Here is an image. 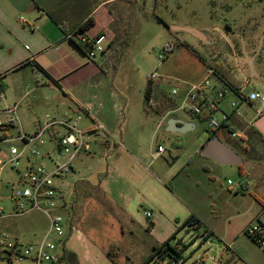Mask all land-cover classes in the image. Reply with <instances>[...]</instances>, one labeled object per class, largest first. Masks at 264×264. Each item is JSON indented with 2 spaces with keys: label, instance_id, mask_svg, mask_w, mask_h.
I'll use <instances>...</instances> for the list:
<instances>
[{
  "label": "crops",
  "instance_id": "0c3cea01",
  "mask_svg": "<svg viewBox=\"0 0 264 264\" xmlns=\"http://www.w3.org/2000/svg\"><path fill=\"white\" fill-rule=\"evenodd\" d=\"M137 1L0 0V77L3 88L6 86L4 80L8 74L18 72L15 75H20L14 78L13 88L5 94L3 105H16L20 122V119H27L23 104L30 99L33 131L41 125V115L46 116L45 110L53 111L60 117L80 115V120L84 117L86 123L83 128H80L82 130L91 129L93 123L103 127L102 131L90 132L84 136L85 146L75 157L81 155L80 158L84 160L85 156L97 152L104 160V168L93 176L74 182L70 205L64 200L66 195L63 186V180L69 173L58 181V186L63 193L65 205L63 209L64 211L70 209L65 217L70 219V224L77 229L76 234H78L68 236L64 242L63 257L58 264H150V262L147 263V259L154 252L143 256L140 260L136 256L143 244L152 250L155 245L166 241L171 245L172 240L174 242L181 231L190 234L192 228L202 226V221L211 219L214 215L224 218L229 225L234 219L247 216L246 224L236 232L237 236L233 240L234 244L238 240H246L245 243L244 241L240 243L242 248L227 246L226 250L231 252L230 262L224 263L223 252L216 264H255L261 258L259 252L263 253V251L245 236L243 231L248 224L256 220L264 226V113L253 119V108L256 105L246 109V116L242 119L229 108V101L233 99L232 94L228 93L221 104L220 110L226 112L229 119L225 126L217 130L215 136L243 158L244 165L237 166L235 172L244 176L243 185L246 189L242 190L240 186H237L231 191L228 186V192H234L233 197H227L220 202L221 209L208 215L198 210V199L194 194L191 195L192 206H190L180 197V194L174 192L172 187L168 188L167 184L174 181L180 171L187 167L197 170L201 165L202 169L209 170L207 164L194 161V157L197 154L202 157L201 150L210 139V132L200 133L189 147L176 149V152L170 155L171 162L162 157L170 153L163 144L164 152L162 153H158L157 149L150 152L148 149L143 151L142 146L138 144L140 136H132V142L127 148L122 138L118 140L111 135L108 110L104 108L99 89L100 74L95 76L96 72H93L99 66L95 63L96 67H92L90 62L86 61L82 55L85 53L78 44V38L105 35L108 45L100 59L111 55L119 44L123 45L127 41V32L131 27L134 5H137ZM86 23L88 25L83 32L77 33ZM173 28L175 31H184L176 28L194 29L202 35L203 39L189 34L201 42H207L205 31L209 29H195L188 24H176ZM249 41L251 42L249 47L254 49L257 43ZM247 44L244 43V49L248 46ZM229 46L236 60L241 59L242 56L246 58L249 53L238 49L237 45ZM258 48L262 52L264 43H259ZM247 59L251 66L249 72L238 70L237 74L227 73L215 62L212 69L216 73L217 87L235 89L248 83L244 90L250 91L264 85V62L260 59L256 66L255 59L249 57ZM85 68L88 71L86 77L79 75V72ZM22 69L29 71L21 75ZM205 70L206 68L202 69L200 76L188 82L190 83L188 85L200 82ZM90 76L93 77L91 78L93 82L92 85L88 83V86L92 89L79 88L83 79L88 82ZM76 88L79 89L73 92ZM187 89L182 86L178 92L179 96L183 95ZM59 91L64 93L68 100L62 98ZM159 95L157 93V96ZM51 102L56 104L52 105ZM59 103L65 108L62 109ZM172 112L174 111L157 112L156 130L162 125L167 127V121L170 119H177L190 126V130L183 133V136L196 132L197 124L194 120L198 118L184 112L186 117L172 118L170 117ZM24 127L27 126L24 125ZM21 128L23 129L22 126ZM230 131L242 133L244 135L242 139L247 141L249 146H240L238 142L232 141L235 139L230 136ZM155 133L156 131L152 130V145H155ZM93 136H100L104 142L94 141ZM158 145L161 143H156V148ZM236 148L243 150V154L247 156V162H245V156L243 157ZM206 160L217 164L210 159ZM155 162H158L157 167H154ZM74 174L72 173V176ZM209 190V199L221 195V192L218 190L217 193L213 185L209 186ZM244 197L249 198L247 209H244L245 206L240 203ZM141 208H143L142 211H140ZM147 213H151V216L147 217ZM185 221L188 223L184 225ZM47 229L46 223L38 241L42 239ZM205 230L215 235L212 230L208 228ZM202 235L192 234V248L197 246L198 249H202L203 244L199 243V240L206 244L210 239L203 241ZM113 246L118 247L119 251H110ZM246 246L249 247L246 248ZM109 251L114 256L115 262L107 256ZM162 252L156 254L155 259H159ZM183 264L205 263L203 258H194L193 255L188 262L183 259Z\"/></svg>",
  "mask_w": 264,
  "mask_h": 264
},
{
  "label": "rangeland",
  "instance_id": "374dc122",
  "mask_svg": "<svg viewBox=\"0 0 264 264\" xmlns=\"http://www.w3.org/2000/svg\"><path fill=\"white\" fill-rule=\"evenodd\" d=\"M134 6L131 27L129 31L127 30V41L123 43L121 49L114 56L108 55L101 60L98 55L95 59L89 60L85 54L82 55L86 61L90 62L92 67H96L95 63L99 66L93 72H96L95 76L100 74L98 78L100 82L99 89L104 108L108 110L111 135L118 138V140L122 138L127 148L132 142V136H140L138 137V144L142 146L143 151L148 149L149 152L156 149V143H161L170 151L162 157L171 162L170 155L174 154L176 149L189 147L200 133L206 134L208 126L206 120L198 118L194 120L197 124L196 132L187 134V136L168 132L165 125L156 130L158 120L156 109L160 105V98L165 97L174 100L176 96L171 95L172 90L179 92L182 86L189 89L191 85H188L190 84L188 82L197 79L202 69L214 68L215 62L231 74H237L238 70L249 72L251 66L248 57L255 59L254 64L256 66L260 59L264 62V50L260 52V48H258L259 43H264V0H138L137 5ZM157 19H161L164 24L158 22ZM176 24L192 25L195 29H209V31H205L207 42H201L188 32L173 30ZM249 40L257 43L254 49L249 47L251 44ZM244 43H248L245 49L243 48ZM169 45L172 47V51L165 52L164 48ZM229 45H237L238 49L249 52L247 57L242 56L239 60L234 59L232 48L230 50ZM159 55H163V60L159 59ZM25 71L29 70L22 69L20 74L22 75ZM17 73L8 74L5 78V94H8L13 88L14 78L20 76H16ZM87 73V68H85L79 72V75L86 77ZM152 73H155L157 77L152 81L153 105L150 106L144 100V91L148 84L147 78ZM89 78L88 82L83 79V83L79 85V88L92 89L88 86V83L92 85L93 80L91 78L93 77L90 76ZM96 79L95 77V82ZM79 88L73 89V92ZM248 90L246 91L249 92ZM157 93L160 95L157 96ZM59 94L62 98L68 100L67 96L63 95L64 93L59 91ZM51 104L55 105L56 103L51 102ZM58 105L62 109L65 108L61 103ZM23 106L27 119H20V126L23 127L22 131L31 134L34 131L32 130V104L30 99H27ZM174 109L175 107L171 110L174 111ZM44 112L46 116L41 115L42 122L47 116L60 117L53 111L45 110ZM170 117L183 118L186 115L181 111H174ZM216 118L218 119L220 116L216 115ZM84 119V117L81 118L79 129L84 127L86 123ZM24 125L27 127H24ZM18 129H20L19 126L10 130V134L15 136ZM152 130L156 131L154 135L155 145H152ZM99 133L102 134L103 132ZM105 137L108 136L105 135ZM93 138L94 141L104 142L100 136H93ZM234 139L232 141L238 142L240 146L248 145L247 141L243 139ZM44 140L45 144L42 146H38L37 143H32L29 146L32 151L37 150L39 152V157L33 159L32 163L34 165L42 164L47 171H51L54 163L62 164L65 162V158L58 152L53 141H50L47 136L44 137ZM109 141L113 142L114 140ZM13 145L18 151H21L22 146L19 142H14ZM237 151L243 157L245 156L241 148H238ZM46 154H49L50 159L46 157ZM80 156L75 157L72 161V169L63 180L66 195L64 200L68 205L72 203V186L74 182L93 176L104 168V160L99 153H91L85 156L84 160ZM26 157L27 154H24L23 158L20 159V169L25 166ZM246 157H244L245 162L248 161ZM194 161L207 164L209 170L202 169L201 165H197L200 167L197 170L187 167L181 170L178 177L167 186L168 188L172 187L174 192L180 194V197L190 206H192L191 195L194 194L198 199L197 208L203 214L207 213L208 215L219 211L221 209L219 207L220 202H223L227 197H233L234 194V192H230L231 194L228 192L229 185L227 181L229 180L233 184L243 183L244 176L235 172L237 166L215 164L202 158L199 154L194 157ZM157 163H154V167H157ZM72 173H75L74 176H72ZM15 179L16 175L7 169L0 172V205L4 209V218L0 222V230L3 235L5 234L8 237L9 242L16 240L21 245L32 244L40 239V232H42L46 223L48 224V219L44 214L36 211L22 215H9L11 213V205L8 201L10 188L6 187L5 183L8 181L14 182ZM197 184L199 185L197 186ZM212 185L217 189V193L218 190L221 192V195L209 199V186ZM240 203H243L244 209H247L246 205L249 203V198H242ZM142 210L143 208L140 209V211ZM68 211L70 209H65V211L61 209L59 214L65 217ZM246 217L243 218L242 216L234 219L229 225L224 218L221 219L214 215L213 218L202 221V226L192 228L190 234L181 231L179 237L174 242L172 240L173 243L171 242L172 250L168 249L166 254L163 252L162 256L157 259V263L169 264L171 258L175 257L188 262L191 256L194 255V258H203L205 264H216L223 252L225 261L230 262L231 252L227 251L226 247L242 248L240 243L242 241L245 243L246 240H238L235 244L233 240L237 236L236 232L240 231L246 224ZM206 228L212 230L215 235H212L206 244L199 240V243L203 244L202 249H198L197 246L192 248V234H203ZM70 234L78 235L75 229L70 231L66 228L65 241ZM243 237L247 239L245 236ZM210 241L213 242L210 243ZM152 252H155L154 249L146 248L143 244L136 256L140 260L143 256L145 257ZM259 255L262 259L260 258L255 264H264V254L260 251ZM0 264L4 263L0 262ZM150 264L154 263L150 261Z\"/></svg>",
  "mask_w": 264,
  "mask_h": 264
},
{
  "label": "built area",
  "instance_id": "2783aa9c",
  "mask_svg": "<svg viewBox=\"0 0 264 264\" xmlns=\"http://www.w3.org/2000/svg\"><path fill=\"white\" fill-rule=\"evenodd\" d=\"M22 20V18H21ZM78 44L89 60L96 56H101L107 49V38L100 34L95 37L80 36ZM165 52H168L164 49ZM163 55L159 59L163 60ZM157 75L152 73L147 80L152 84ZM216 73L212 68H206L203 79L193 84L187 91L179 96L176 90H172L171 95L176 96V108L174 111H182L191 117L206 120L208 129H220L228 122V114L221 111V104L226 99L228 93L233 99L229 101L230 110L242 119L246 116V109L253 108V119L260 117L264 113V85L249 92L244 90L248 83H244L241 88L220 89L217 87ZM153 91V90H152ZM5 93L0 77V172L9 170L16 175L14 182L8 181L6 187L10 188L9 203L11 213L9 215H22L29 212H40L48 219V229L42 239L36 243L21 245L16 240L9 242L8 237L0 230V262L4 264H55L64 253L65 231L74 229L68 217H63L59 211L64 208L63 193L58 186L64 176L71 171L70 163L73 158L80 153L84 146V136L90 132L102 131V125L93 123L91 129H79L80 115L71 117L63 115L61 117H46L37 129L27 134L20 126L17 106H4ZM148 105H153L152 92L147 98ZM219 113L220 118H216ZM250 123V122H249ZM15 136L10 134V130L17 127ZM56 144L58 152L65 158L62 164H53L52 170L47 171L44 165H34L33 159L39 157V152L29 148L32 143L42 146L45 144L44 137ZM230 136L241 140L244 135L240 132L230 131ZM14 142H19L21 151L14 147ZM157 152H164L162 145L157 146ZM27 154L26 164L20 169V159ZM46 157L50 159L49 154ZM58 180V181H57ZM230 190L240 186L245 190L243 183L233 184L227 181ZM1 197V192H0ZM1 201V198H0ZM151 213H147V217ZM4 218V209L0 205V222ZM247 236L264 253V226L257 220L248 224L244 231ZM169 264H183L182 258L171 260Z\"/></svg>",
  "mask_w": 264,
  "mask_h": 264
},
{
  "label": "water",
  "instance_id": "95a60500",
  "mask_svg": "<svg viewBox=\"0 0 264 264\" xmlns=\"http://www.w3.org/2000/svg\"><path fill=\"white\" fill-rule=\"evenodd\" d=\"M177 30H184L188 33H191L199 38H202V35L194 29H181L176 28ZM181 124V126H178ZM192 126V125H191ZM166 130L171 133H185L190 130L188 124H183L177 119H170L167 122ZM202 157L210 159L222 166H241L244 165L243 158L230 146L223 143L217 136L210 138L207 143L203 146L201 150ZM211 243L213 241H210Z\"/></svg>",
  "mask_w": 264,
  "mask_h": 264
},
{
  "label": "trees",
  "instance_id": "16d2710c",
  "mask_svg": "<svg viewBox=\"0 0 264 264\" xmlns=\"http://www.w3.org/2000/svg\"><path fill=\"white\" fill-rule=\"evenodd\" d=\"M157 21L160 22V23H162V24H164V22H163L161 19H157ZM87 23H88V22H87ZM87 23H86L84 26H82V27L77 31V33H81V32H83L84 28L88 25ZM121 47H122V44H119V45L114 49V51H112V54H111L110 56H111V57L114 56V55L116 54V52H117L118 50L121 49ZM164 49L167 50L168 52H171V51H172V47H171L170 45H169V46H166ZM108 58H110V57H108ZM108 58H107V59H108ZM107 61H108V60H107ZM152 90H153V88H152V84H151L150 82H148V84H147V86H146V88H145V91H144V100H145V101H147V98L149 97V95H150V93L152 92ZM173 107L176 108V101H175V100H171V99H168V98L162 97V98H160V105L157 107L156 112L163 113V112H165V111L171 110ZM217 130H219V129H216V130H212V131H211V137H213V136L216 135ZM211 137H210V138H211ZM197 222H198V221H197ZM187 223H188V221H185L183 224L185 225V224H187ZM202 236H203V241H206V240H208V239L212 236V232H211V231H208V230H205V231L203 232V235H202ZM168 249H169V250H172V248H171V246H170V244H169L168 241H166V242H164L163 244H160V245H155V246H154V251H155V252H154L151 256L148 257V259H147V263L150 262V261H153L154 264H159V263H157L158 260L155 259L156 254H158L160 251H163L164 254H166ZM110 251H116V252H118L119 249H118V247L113 246V247L110 248ZM110 251L107 253V256L110 258V260H111L112 262H115V261H114V256L111 254ZM163 252H162V254H163ZM162 254L159 256V258L162 256ZM62 257H63V256H62ZM62 257H61V258H60L55 264H58L59 261L62 259ZM154 259H155V260H154ZM176 259H177V257H175V258H171V260H176ZM224 263H226V261H225Z\"/></svg>",
  "mask_w": 264,
  "mask_h": 264
}]
</instances>
